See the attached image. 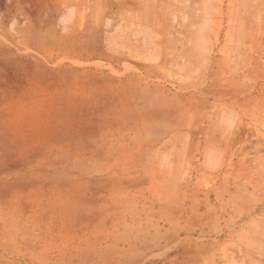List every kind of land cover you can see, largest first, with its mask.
Here are the masks:
<instances>
[{
	"label": "rangeland",
	"instance_id": "374dc122",
	"mask_svg": "<svg viewBox=\"0 0 264 264\" xmlns=\"http://www.w3.org/2000/svg\"><path fill=\"white\" fill-rule=\"evenodd\" d=\"M245 1L107 0L97 55L48 64L79 70L77 105L0 156L28 200L0 264H264V0Z\"/></svg>",
	"mask_w": 264,
	"mask_h": 264
},
{
	"label": "crops",
	"instance_id": "0c3cea01",
	"mask_svg": "<svg viewBox=\"0 0 264 264\" xmlns=\"http://www.w3.org/2000/svg\"><path fill=\"white\" fill-rule=\"evenodd\" d=\"M118 17L107 0L100 8L93 0H0V144L3 134L9 144L0 156L26 153L15 145V133L24 129L19 124L35 116L49 121L51 109L77 105L79 89L69 75L79 70L50 65L94 58L103 46L100 32ZM5 169L19 170L13 163ZM3 182L8 196L1 195ZM16 182L14 174H0V218L18 217L17 204L28 201L16 195Z\"/></svg>",
	"mask_w": 264,
	"mask_h": 264
},
{
	"label": "bare ground",
	"instance_id": "6f19581e",
	"mask_svg": "<svg viewBox=\"0 0 264 264\" xmlns=\"http://www.w3.org/2000/svg\"><path fill=\"white\" fill-rule=\"evenodd\" d=\"M234 1H235V0H234ZM239 1H240V0H238V3H239ZM241 1H242V0H241ZM244 1H245V0H244ZM250 1H251V0H250ZM260 1H261V0H260ZM247 2H248V0H247ZM240 3L242 4V2H240ZM243 3H244V2H243ZM245 3H246V1H245ZM258 3H259V2H258ZM260 4H261V3H260ZM246 5H247V4H246ZM248 5H249V3H248ZM248 5H247V7H248ZM251 5H252V4H251ZM256 6H257V5H256ZM256 6H255V4H254V7H256ZM244 8H245V10H246V7H243L242 9L244 10ZM250 8H251V6H250ZM256 8H257V7H256ZM121 9H122V8H121ZM238 10H239V9H238ZM250 10H251V9H250ZM111 11H112V10H111ZM119 11H120V9H119ZM238 13H240V12L238 11ZM242 13H243V12H242ZM242 13H240V14H242ZM246 13H247V11H246ZM250 15H251V14H250ZM241 16H243V15H241ZM119 17H120V16H119ZM246 18H247V17H245V19H246ZM252 19H253V18H252ZM243 20H244V18H243ZM241 21H242V20H241ZM244 22H245V21H244ZM250 28H251V27H250ZM239 30H240V29H239ZM246 30H247V29H246ZM246 30H245V31H246ZM234 31H235V29H234ZM240 31H241V30H240ZM236 32H237V30H236ZM243 32H244V31H243ZM243 32H241V34H242ZM244 33H245V32H244ZM237 35H238V34H237ZM242 35H243V34H242ZM245 35H246V34H245ZM233 36H234V35H233ZM234 37H235V36H234ZM236 37H237V36H236ZM243 37H244V36H243ZM239 38H242V37H239ZM239 38H238V41L242 40V39L239 40ZM245 39H246V38H245ZM237 49H238V48H237ZM229 54H230V53H229ZM229 54H228V56H229ZM235 55H236V54H235ZM107 57H108V56H107ZM226 57H227V56H226ZM229 57H230V56H229ZM233 58H234V57H233ZM237 58H238V57H237ZM226 62H227V61H226ZM217 63H218V62H217ZM226 65H227V64H226ZM225 68H226V67H225ZM227 68H228V67H227ZM225 72H226V71H225ZM234 72H236V71H234ZM226 73H227V72H226ZM230 73H231V72H230ZM216 75H217V74H216ZM217 78H218V77H217ZM250 82H251V81H250ZM232 83H233V82H232ZM245 83H246V82H245ZM228 93H229V92H228ZM235 96H236V95H235ZM259 186H260V185H259ZM242 197H243V196H242ZM236 202H237V201H236ZM239 207H240V206H239ZM241 208H242V207H241ZM238 209H240V208H238ZM240 210H241V209H240ZM243 211H244V210H243ZM245 211H246V210H245ZM261 221H262V220H261ZM254 226H255V225H254ZM258 226H259V225H257V227H256L257 229H258ZM260 227H261V226H260ZM257 229H256V230H257ZM259 230H260V229H259ZM263 230H264V229H263ZM257 233H258V232H257ZM249 234H250V233H249ZM249 234L247 233V236H248ZM262 234H263V232H262ZM258 235H259V234H258ZM256 236H257V235H256ZM263 237H264V236H263ZM258 238L260 239V237H258ZM263 239H264V238H263ZM251 240H252V239H251ZM244 241H246V240H244ZM261 241H262V240H261ZM263 241H264V240H263ZM258 242H259L258 244L261 246L260 248H263L259 240H258ZM252 244H253V243H252ZM258 244H256V246H257ZM263 244H264V243H263ZM246 247H247V246H246ZM248 248H249V247H248ZM260 248H259V250H260ZM254 249H255V248L253 247V250H254ZM259 252H260V251H259ZM257 253H258V252H257ZM259 254H260V253H259ZM249 255H250V254H249ZM254 255H257V254H254ZM259 257H260V256H259ZM250 259H251V258H250ZM252 259H253V258H252ZM253 260H256V259H253ZM256 261H257V260H256ZM256 261H255V262H256ZM246 262H247V261H246ZM251 263H253V262H251ZM251 263H250V264H251ZM254 264H255V263H254Z\"/></svg>",
	"mask_w": 264,
	"mask_h": 264
}]
</instances>
